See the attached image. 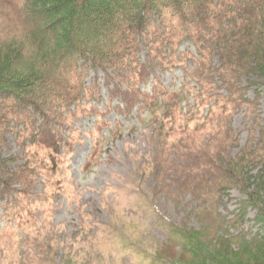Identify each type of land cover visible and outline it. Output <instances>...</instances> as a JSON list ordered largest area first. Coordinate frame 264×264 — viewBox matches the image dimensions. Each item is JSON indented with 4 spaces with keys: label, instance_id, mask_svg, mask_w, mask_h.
Instances as JSON below:
<instances>
[{
    "label": "trees",
    "instance_id": "trees-1",
    "mask_svg": "<svg viewBox=\"0 0 264 264\" xmlns=\"http://www.w3.org/2000/svg\"><path fill=\"white\" fill-rule=\"evenodd\" d=\"M182 60L190 64L182 72L196 83L198 97L212 100L192 131L186 126L197 119L193 108L170 106L164 91L156 106V83L152 95L140 87ZM89 71L93 82L86 86ZM98 73L109 100L117 102L107 110L124 114L138 105L137 115L141 108L150 112L161 143L155 156H165L169 138L182 137L172 146L181 162L174 167L164 159L162 169L175 175L172 186L197 196L202 225L167 231L153 262L264 264V108L259 110V90L252 98L245 94L256 84L253 78L264 87V0H0V206L1 215L17 224L0 238L37 224L41 207L49 205L70 124L90 111L86 99L100 95ZM187 88L169 99H186ZM233 110L248 118L247 140L235 154ZM179 122L180 133L174 129ZM205 127L210 133L196 145L190 137ZM10 134L23 154L19 161L1 156ZM41 149L46 155H39ZM43 180L49 183L38 193ZM232 190L244 197L226 221L217 206ZM248 209L255 211L259 231L228 234L227 226L237 228Z\"/></svg>",
    "mask_w": 264,
    "mask_h": 264
},
{
    "label": "rangeland",
    "instance_id": "rangeland-1",
    "mask_svg": "<svg viewBox=\"0 0 264 264\" xmlns=\"http://www.w3.org/2000/svg\"><path fill=\"white\" fill-rule=\"evenodd\" d=\"M190 50V56L194 57L193 48ZM186 61L176 63L182 62L175 69L174 65L171 70L156 71L158 77L150 79L145 89L152 95L151 83H156V106H160L162 97L159 93L164 91L170 106L179 104L186 109L193 108L197 119L193 117L186 126L192 131L202 125L200 116L206 112V103L212 104V100L200 99L196 83L182 77V68L190 67ZM252 80L256 84L245 94L252 98L253 90H259V110L262 111L264 87L259 84L260 80ZM85 81L86 86L93 82L92 71ZM97 81L101 84L100 95L86 99L87 106L84 107L90 111L72 120L69 145L62 149L60 163L51 177L53 185L59 189L54 188L49 205L41 207L37 224L22 226L15 233L0 238L1 264H161L153 262V257L166 241L167 231L181 227L199 229L202 225L197 216V196L172 186L170 179L175 175L162 169L164 159L174 167L181 162L180 152L172 149L181 135L165 142L164 157L155 156L161 143L155 138L156 133L153 136L157 126L150 125L147 109L141 108L138 115L135 113L138 105L122 115L113 109L107 110L117 102L109 100L101 79ZM184 84L188 87L183 94L186 99L178 103L170 100V93L180 92ZM218 92L223 93V90ZM231 122L238 138L237 147L233 148L235 154L247 140L248 118L243 110H233ZM176 126L174 129L180 133L181 122ZM170 127V124L165 125L164 131ZM206 130L207 127L193 132L196 136L190 138L196 145L207 138L210 132ZM97 147L95 156L90 159ZM38 152L40 156L46 155L45 150ZM22 155L12 135H8L1 156H15L19 161ZM85 167L87 171H84ZM47 183L43 180L36 191L42 192ZM242 197L237 190H232L228 198L222 199L217 210L224 220H230L236 214ZM1 210L0 206V233L9 225L15 230L16 220L1 215ZM254 216L255 211L248 209L243 222L237 228L227 226L226 231L228 234L259 231V224L253 222Z\"/></svg>",
    "mask_w": 264,
    "mask_h": 264
}]
</instances>
